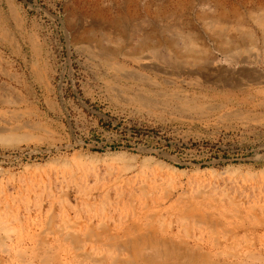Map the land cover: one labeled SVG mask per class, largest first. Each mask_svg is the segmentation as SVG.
Here are the masks:
<instances>
[{"label":"rangeland","instance_id":"374dc122","mask_svg":"<svg viewBox=\"0 0 264 264\" xmlns=\"http://www.w3.org/2000/svg\"><path fill=\"white\" fill-rule=\"evenodd\" d=\"M205 1L0 0V264H116L145 225L264 264V10Z\"/></svg>","mask_w":264,"mask_h":264},{"label":"bare ground","instance_id":"6f19581e","mask_svg":"<svg viewBox=\"0 0 264 264\" xmlns=\"http://www.w3.org/2000/svg\"><path fill=\"white\" fill-rule=\"evenodd\" d=\"M184 1V0H183ZM207 1V0H206ZM205 1V2H206ZM213 1V0H212ZM242 1V0H241ZM251 1V5H252V7H253V9H256V10H264V0H257V1H255V0H250ZM173 2V1H172ZM181 2V1H180ZM187 2V1H186ZM209 2V1H208ZM207 2V3H208ZM216 2V1H215ZM230 2V1H229ZM247 2V1H246ZM143 3V2H142ZM182 3V2H181ZM217 3V2H216ZM220 3V2H219ZM226 3V2H225ZM118 4H120V3H118ZM134 4V3H133ZM176 4V3H175ZM190 4V3H189ZM211 4V3H210ZM223 4H224V2H223ZM167 5V4H166ZM177 5V4H176ZM232 5V4H231ZM235 5V4H234ZM128 6V5H127ZM179 6V5H178ZM187 6H189L188 4H187ZM203 6H204V4H203ZM210 6V5H209ZM237 6V5H236ZM244 6V5H243ZM223 7V6H222ZM226 7V6H225ZM132 8V7H131ZM173 8V7H172ZM182 8V7H181ZM217 8V7H216ZM231 8H232V6H231ZM236 8V7H235ZM234 8V9H235ZM149 9V8H148ZM162 9V8H161ZM227 9V8H226ZM182 10V9H181ZM188 10V9H187ZM202 10V9H201ZM96 11V10H95ZM110 11V10H109ZM162 11V10H161ZM100 12V11H99ZM115 12V11H114ZM173 12H175V11H173ZM176 12H177V10H176ZM135 13V12H134ZM146 13H148V12H146ZM166 13H167V11H166ZM199 13V12H198ZM162 15V14H161ZM175 15H177V14H175ZM183 15V14H182ZM181 15V16H182ZM263 15V14H262ZM243 16V15H242ZM247 16V15H246ZM186 17V16H185ZM252 17H256V16H252ZM169 19V18H168ZM222 19L223 20H226L227 18L225 17V16H222ZM251 19H253V23L255 24V30L254 29H250V31H249V33H248V35H245L244 36V40L246 41H248V42H250L251 44H253V45H258L259 43H261L263 46H264V17H258V18H251ZM171 20H172V18H171ZM175 20H176V18H175ZM179 20V19H178ZM182 20H185L184 18L182 19ZM182 20H181V22H182ZM190 20V19H189ZM193 21V20H192ZM196 21V20H195ZM165 22H168L167 20L165 21ZM184 22V21H183ZM186 22H188L187 20H186ZM185 22V23H186ZM191 22V21H190ZM178 23V22H177ZM192 23V22H191ZM252 23V22H251ZM252 23V24H253ZM183 24V23H182ZM188 24V23H187ZM190 24V23H189ZM210 24V23H209ZM235 24V23H234ZM244 24H245V22H244ZM249 24V23H248ZM117 25V24H116ZM168 25V24H167ZM198 25V24H197ZM180 26V25H179ZM209 26V25H208ZM143 27V26H142ZM191 27V26H190ZM199 27V26H198ZM197 27V28H198ZM146 28V27H145ZM179 28V27H178ZM202 28V27H201ZM227 28V27H226ZM98 29V28H97ZM140 29H141V27H140ZM168 29H171V27H169ZM123 30V29H122ZM172 30V29H171ZM204 30V29H203ZM226 30H228V29H226ZM239 30V29H238ZM136 31H137V29H136ZM141 31V30H140ZM144 31V30H143ZM176 31V30H175ZM186 31V30H185ZM237 31V30H236ZM183 32V31H182ZM203 32V31H202ZM217 32H219V31H217ZM137 33V32H136ZM142 33V32H141ZM146 33L147 32H145V37L146 36H148V35H146ZM176 33H177V31H176ZM196 33V32H195ZM204 33V32H203ZM221 33V32H220ZM134 34H135V32H134ZM139 34V33H138ZM143 34V33H142ZM142 34H140V35H142ZM149 34V33H148ZM169 34V33H168ZM205 34V33H204ZM203 34V35H204ZM208 34V33H207ZM181 35V34H180ZM198 35V34H197ZM202 35V34H201ZM221 35V34H220ZM104 36V35H103ZM108 36V35H107ZM169 36V35H168ZM193 36V35H192ZM208 36V35H207ZM149 37V36H148ZM138 38V37H137ZM174 38H177L176 37V34H175V37H173V39ZM179 38H180V36H179ZM190 38V37H189ZM203 38V37H202ZM201 38V39H202ZM207 38V37H206ZM210 38V37H209ZM151 39H153L152 37H151ZM128 40V39H127ZM175 40V39H174ZM174 40H172V42L174 41ZM178 40V39H177ZM186 40V39H185ZM203 40H204V38H203ZM121 41V40H120ZM151 41H154V40H151ZM205 41V43H206V40H204ZM208 41V40H207ZM160 42V41H159ZM162 42V41H161ZM164 42V41H163ZM186 42V41H185ZM228 42V41H227ZM238 42V41H237ZM122 43V42H121ZM138 43V42H137ZM143 43V42H142ZM141 43V44H142ZM166 43H168L167 41H166ZM213 43V42H212ZM211 43V44H212ZM147 44H149V43H147ZM157 44V43H156ZM209 44V43H208ZM213 44H215V42L213 43ZM219 44V43H218ZM137 45V44H136ZM133 46V45H132ZM138 46V45H137ZM141 46V45H140ZM147 46V45H146ZM166 46V45H165ZM214 46V45H213ZM169 47V46H168ZM167 47V48H168ZM111 48V47H110ZM138 48V47H137ZM143 48V47H142ZM186 48V47H185ZM193 48V47H192ZM203 48V47H202ZM191 48L190 47H187L186 49H185V51H186V56H183V57H188V58H190L191 57V55H192V53H194V52H192V50H190ZM111 50V49H110ZM129 50V49H128ZM131 50H132V48H131ZM137 50H139V49H137ZM204 51H206V49H203ZM260 50V49H259ZM172 51V50H171ZM200 51H202V50H198V52H200ZM129 52V51H128ZM207 52V51H206ZM108 53V52H107ZM111 53V52H110ZM114 53V52H113ZM195 53H196V50H195ZM194 53V54H195ZM209 53V52H208ZM207 53V54H208ZM174 54V53H173ZM182 54V53H181ZM261 54V53H260ZM108 55V54H107ZM184 55V54H183ZM214 55V54H213ZM253 55V54H252ZM139 56H140V54H139ZM138 56V53L136 54V53H131L130 54V52L129 53H127L126 52V50L124 49H122V50H119V52H117V53H114L113 55H112V57L110 58V61H112L113 62V59L114 58H117V57H123V58H125L126 60H128V62L129 61H131V62H134V63H136V64H147V62H145V60L143 59V58H140ZM142 56H143V54H142ZM245 56V55H244ZM143 57H145L146 58V56H143ZM174 57V56H173ZM199 57V56H198ZM246 57V56H245ZM249 57H251V56H249ZM248 57V58H249ZM149 58V57H148ZM177 58H178V56H177ZM186 58H182L184 61L186 60ZM176 59V58H175ZM197 60V59H196ZM199 60V59H198ZM202 60V59H201ZM259 61V60H258ZM172 62V61H171ZM195 62H197V61H195ZM194 62V63H195ZM152 63H153V61H152ZM184 63V62H183ZM246 63V62H245ZM207 64V63H206ZM209 64V63H208ZM211 64H212V62H211ZM140 66V65H139ZM142 66V65H141ZM145 66V65H144ZM144 66H143V68H144ZM147 66H149V65H146V67ZM177 66V65H176ZM191 66V65H190ZM261 66V65H260ZM151 67H153L152 65H151ZM178 67V66H177ZM183 68H185L184 66H182ZM255 67V66H254ZM149 68V67H148ZM179 69H182L181 68V66H180V68ZM193 69V68H192ZM191 69V70H192ZM211 69V68H210ZM218 70V69H217ZM222 70V69H221ZM259 72V71H258ZM198 73V72H197ZM192 74H193V72H192ZM203 74H205V73H203ZM263 75H264V73H263ZM262 76V75H261ZM260 76V77H261ZM257 80V79H256ZM147 212V211H146ZM200 212V211H199ZM198 212V213H199ZM157 213V212H156ZM186 213V212H185ZM145 214V213H144ZM155 214V213H154ZM144 216V215H143ZM155 216V215H154ZM150 217H151V215H150ZM141 220V219H140ZM145 220V219H144ZM148 222V221H147ZM149 222H151V220L149 221ZM122 224V223H121ZM124 225H126V224H124ZM152 225V224H151ZM182 225V224H181ZM153 226V225H152ZM170 226V225H169ZM123 226L121 225V228H122ZM125 227V226H124ZM129 227H132V226H129ZM147 226L145 225V229L143 230V229H141V228H137L138 230H129V229H127V233H126V235H124V234H122L121 236L122 237H113V239H114V241L112 242L113 243V245H114V247H116L117 248V250L119 251V252H124V253H126V258H122L121 260H118L117 262H116V264H215L214 263V261L212 262H209V260L208 261H204V260H206V259H204V260H199V259H197V260H190L189 258H188V260H186V261H182V256H180V252L178 251V253L175 251V249L173 248V245H171L172 246V248H167L165 245H163V243L161 242V239L160 238H158V236L157 235H155L156 233H155V229L154 230H152L151 228L148 230L147 228H146ZM156 227V226H155ZM242 227V226H241ZM126 228V227H125ZM127 228H128V226H127ZM133 228V227H132ZM184 228V227H183ZM161 230V229H160ZM122 231V230H121ZM248 231V230H247ZM126 231H124V233H125ZM114 233V232H113ZM124 235V236H123ZM161 236V235H160ZM170 236V235H169ZM110 237V236H109ZM70 238V237H69ZM67 240H69V239H67ZM71 240V239H70ZM111 240H112V236H111ZM180 240V239H179ZM185 241V240H184ZM165 242V241H164ZM171 242H172V240H171ZM170 242V243H171ZM175 242V241H174ZM188 242V241H187ZM173 243V242H172ZM171 243V244H172ZM231 243V242H230ZM165 244V243H164ZM175 244V243H174ZM215 244V243H214ZM254 244V243H253ZM249 245V244H248ZM42 246V245H41ZM167 246H169V245H167ZM215 246V245H214ZM224 246V245H223ZM257 246V245H256ZM199 247V246H198ZM217 247V246H216ZM250 247V246H249ZM47 248V247H46ZM46 248H45V250H46ZM194 248V247H193ZM250 248H252V247H250ZM34 249V248H33ZM38 249V248H37ZM41 249H42V247H41ZM196 249V248H195ZM223 249V248H222ZM182 250V249H181ZM187 250V249H186ZM202 250V249H201ZM247 250V249H246ZM190 251V250H189ZM189 251H186V252H188V254H189ZM204 251V250H203ZM210 251V250H209ZM209 251H208V253H209ZM192 253H193V251H191ZM205 252V251H204ZM207 252V251H206ZM218 252V251H217ZM224 252V251H223ZM236 252V251H235ZM247 252V251H246ZM261 252V251H260ZM47 253V252H46ZM45 253V254H46ZM196 253V252H195ZM222 253V252H221ZM248 253V252H247ZM246 253V254H247ZM255 253V252H254ZM256 253H257V251H256ZM202 254V253H201ZM207 254V253H206ZM210 254V253H209ZM223 254V253H222ZM233 254V253H232ZM47 255V254H46ZM187 255V254H186ZM194 255H196V254H194ZM215 255V254H214ZM217 255V254H216ZM49 256V255H48ZM57 256V255H56ZM56 256H54L53 258H51V259H54ZM85 256V255H84ZM103 256V255H102ZM238 256V255H237ZM249 256H252V254L250 255L249 254ZM47 257V256H46ZM74 256H72L71 258H73ZM115 257V256H114ZM191 257V256H190ZM192 257H193V254H192ZM197 257H199V255L197 256ZM205 257V256H204ZM208 257H209V255H208ZM217 257H219V256H217ZM239 257V256H238ZM247 257V256H246ZM71 258H70V260H71ZM87 258V257H86ZM95 258V257H94ZM113 258V257H112ZM111 257H110V259H112ZM203 258V257H202ZM240 258V257H239ZM42 259H44V260H42V262H46L48 259L47 258H42ZM60 259V258H59ZM96 259V258H95ZM94 259V260H95ZM116 259L117 258H115V261H116ZM181 259V260H180ZM184 259V258H183ZM193 259V258H192ZM195 259V258H194ZM213 259V258H212ZM256 259V258H255ZM73 260H75V259H73ZM80 260V259H79ZM94 260H92V261H94ZM97 260V259H96ZM179 260H180V262H179ZM218 260V259H217ZM246 260V259H245ZM263 260V259H262ZM57 261V260H56ZM81 261V260H80ZM98 261H100V260H98ZM113 262H114V258H113V260H112ZM112 261H111V263H112ZM247 261H249V259H247ZM247 261H246V263H247ZM253 261V260H252ZM259 261V260H258ZM50 262H53L52 260L50 261ZM50 262H49V264H50ZM68 262V261H67ZM67 262H65V263H67ZM94 262H96V261H94ZM101 262V261H100ZM100 262H98V263H100ZM103 262V261H102ZM240 263H241V261H239ZM238 262V263H239ZM255 262V261H254ZM262 262V261H261ZM61 263V262H60ZM72 263L73 264H80V263H75L74 261H72ZM97 263V262H96ZM217 263V262H216ZM223 263V262H222ZM221 263V264H222ZM236 263V262H235ZM244 263V262H243ZM44 264V263H43ZM48 264V263H47ZM59 264V263H58ZM83 264V263H82ZM102 264V263H101ZM113 264H115V262L113 263ZM225 264V263H224ZM229 264V263H228ZM231 264V263H230ZM237 264V263H236ZM245 264V263H244ZM250 264V263H249ZM253 264V263H252ZM256 264V263H255ZM260 264V263H259Z\"/></svg>","mask_w":264,"mask_h":264}]
</instances>
